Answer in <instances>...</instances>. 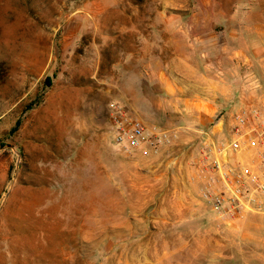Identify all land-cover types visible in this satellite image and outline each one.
I'll return each instance as SVG.
<instances>
[{
  "label": "rangeland",
  "instance_id": "374dc122",
  "mask_svg": "<svg viewBox=\"0 0 264 264\" xmlns=\"http://www.w3.org/2000/svg\"><path fill=\"white\" fill-rule=\"evenodd\" d=\"M252 1L0 0V264H264V213L199 197L201 147L127 155L110 116L154 49Z\"/></svg>",
  "mask_w": 264,
  "mask_h": 264
},
{
  "label": "crops",
  "instance_id": "0c3cea01",
  "mask_svg": "<svg viewBox=\"0 0 264 264\" xmlns=\"http://www.w3.org/2000/svg\"><path fill=\"white\" fill-rule=\"evenodd\" d=\"M244 13L223 17L218 33L181 30L183 51L169 38L168 47L154 49L128 75L122 95L128 111L148 130L176 133L165 148L194 144L206 147L210 159H237L217 152L230 138L231 116L264 105V1L253 0ZM199 157L190 160L194 179Z\"/></svg>",
  "mask_w": 264,
  "mask_h": 264
},
{
  "label": "built area",
  "instance_id": "2783aa9c",
  "mask_svg": "<svg viewBox=\"0 0 264 264\" xmlns=\"http://www.w3.org/2000/svg\"><path fill=\"white\" fill-rule=\"evenodd\" d=\"M110 109L113 138L127 155H156L177 137L169 130H148L115 102ZM231 118L230 138L217 152H229L237 159H210L203 147L195 165L202 182L199 197L224 221L264 213V105L240 108Z\"/></svg>",
  "mask_w": 264,
  "mask_h": 264
}]
</instances>
